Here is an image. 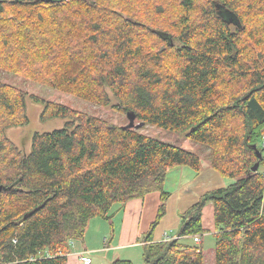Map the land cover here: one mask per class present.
<instances>
[{"label": "trees", "instance_id": "1", "mask_svg": "<svg viewBox=\"0 0 264 264\" xmlns=\"http://www.w3.org/2000/svg\"><path fill=\"white\" fill-rule=\"evenodd\" d=\"M171 1L180 10L173 25L178 49L168 34L150 36L130 16L123 19L118 0H0V68L19 63L27 78L133 115L138 125L117 126L33 97L44 104L42 121L66 122L35 133L29 153L22 155L4 132L26 123L25 96L0 83V264H66L69 242L81 241L92 219L109 221L113 207L153 193L160 203L142 240V264H206L200 247L179 239L206 233L201 217L208 203L211 264H264L261 163L251 171L256 152L263 153L258 143L264 136V53L256 58L249 50L244 56L246 31L240 29L244 9L258 17L257 34L264 32V0H207L198 4V21L190 17L198 0ZM155 9L136 3L130 14L141 17ZM43 26L55 32L40 30ZM237 82L245 92L229 95L227 87ZM232 121L239 122L240 132L229 128ZM146 128L210 147L211 168L232 181L182 214L177 239L164 243H154L152 232L170 197L166 174L177 167L199 173L201 163L196 154Z\"/></svg>", "mask_w": 264, "mask_h": 264}, {"label": "rangeland", "instance_id": "2", "mask_svg": "<svg viewBox=\"0 0 264 264\" xmlns=\"http://www.w3.org/2000/svg\"><path fill=\"white\" fill-rule=\"evenodd\" d=\"M96 1V0H95ZM124 4V7L122 8V11L124 14L123 19H127V16L131 17V20L137 21V23L141 24L140 28H143L144 30L147 29L150 33V36L155 35L157 33L158 37L159 34H168L171 38H169L176 49H178L180 46L177 42H175L173 39L175 38L177 31L174 28V23L176 22L177 13H179V8L175 3H173L171 0H159L154 3V0H118V3ZM149 2L150 7L156 9L147 15L144 14L140 17L134 16L130 14V10L134 6V4L138 3H144L145 5ZM207 0H198V3L195 5L194 10L190 12V17L192 21H198L197 15L199 14L198 11V4L199 5H206ZM67 3V2H66ZM165 8L170 9L168 11L165 10ZM121 8H119L120 11ZM128 10V12H127ZM161 10V11H159ZM243 13V24L240 28L241 31L245 30L246 32L241 37V46L243 47V54L244 56H247V53L249 50H251L254 57L257 58V56L260 54V52L264 53V39H260L261 37H264V32H261L260 35H258V28L259 24H257L258 17H255L251 14L245 15L244 9L241 11ZM58 20V18H57ZM56 20V21H57ZM138 25V24H137ZM40 30L47 31H54V29L49 28L48 26L40 27ZM231 30H234V28L231 27ZM57 33H61L60 31H57ZM254 33V38H250L249 34ZM260 32V31H259ZM49 34L48 36H50ZM256 38H259L261 40V43L259 45H256L254 40ZM155 39H151L150 44L154 43ZM164 44V43H163ZM174 46L172 49H174ZM161 48V47H160ZM0 50L2 51V47H0ZM4 54L1 53V56L3 58L5 57ZM7 56V55H6ZM18 62H13L10 65H13ZM20 66L19 63L14 65V67L10 70L2 69L0 68V83L2 85H7L11 89L21 93L25 96V109L24 113L21 114V116L24 115V118L26 119V123L23 126H15L7 128L4 132L5 137L21 152L22 155H27L31 148V140L32 136L35 133H47L52 132L54 130L60 129L64 126L66 120L64 119H51L47 121H42L40 119L41 112L43 110V103L42 102H35L33 97L38 98L39 100H42L44 102H51L53 104H60L66 107H69L70 109L74 110L76 113L79 114H86L88 116H94L98 117L100 119H103L107 122H110L114 125L120 126V125H128V118L125 115H122L120 113H117L114 109H112L111 106L108 107H100L92 102L85 101L83 99H79L75 96H73L70 93L62 92L59 90H56L49 85L43 84L40 81H37L33 78L29 79L25 75L19 72ZM243 82H237L229 85L227 87V92L229 95H242V93L245 92V85ZM115 100L112 98L111 105L115 104ZM239 122L238 121H232L230 123L229 128L234 132H240V129H238ZM146 130H149L148 133L158 139H161L165 143L173 144L174 146H178L184 150L190 151L194 154H196L199 159L200 163L204 168H211V162L213 160V150L205 145H202L200 143H194L192 141L186 140L184 135L182 134H171L166 131L157 130L153 128H146ZM264 136L259 140L258 147L263 149V153L257 151L260 153L261 158L257 159L255 162L258 163L259 171L261 173H264V146L262 145ZM256 149V148H254ZM257 156V155H256ZM254 164V165H255ZM253 165V166H254ZM183 170H188L186 172H191L189 169H182V168H173L168 170L166 174V180L164 182V190L168 193L170 192L171 195H175L177 189H174L177 185L176 176ZM214 170V169H213ZM215 171V170H214ZM218 173V172H217ZM220 175V174H219ZM222 179L230 180L227 177L221 176ZM113 212L116 210L117 206L113 207ZM102 222L100 218H94L90 222H92V225H90L89 232L85 235V247L87 249H91V247L100 246L103 245L102 240V228L109 225L108 222H112V226L117 229L118 222L117 219H115V216L109 220L106 221L103 225L102 223L100 225H97V222ZM101 231V232H99ZM214 234V233H213ZM212 234V235H213ZM145 235H141L139 237V241H142L144 239ZM207 237V236H205ZM204 237V238H205ZM200 241L199 243H194L193 240L192 243L188 244L191 246H198L203 250V254L205 257V263L211 264L212 257H213V238L211 236L207 238L199 237ZM174 239H177L174 238ZM202 239V245L204 246L202 248V245H200ZM173 239H169L167 241H171ZM181 239H179L180 241ZM212 240V243L211 241ZM164 241V242H167ZM162 242V243H164ZM180 243H182L180 241ZM183 244V243H182ZM185 244V243H184ZM194 244V245H193ZM137 263L142 264V261L140 260L139 256H137ZM134 262V264H137Z\"/></svg>", "mask_w": 264, "mask_h": 264}, {"label": "crops", "instance_id": "3", "mask_svg": "<svg viewBox=\"0 0 264 264\" xmlns=\"http://www.w3.org/2000/svg\"><path fill=\"white\" fill-rule=\"evenodd\" d=\"M179 168L186 169L187 167ZM186 171L188 170H183L176 176L177 185L174 189H177V191L175 195H171L169 192L170 197L166 202V213L152 232L154 243H162L178 237L180 216L188 211L206 193L225 188L232 183L231 180L222 179L212 168H204L202 165L199 173L191 169H189L191 171L189 173ZM159 203V194L153 193L142 200H134L124 206H117L114 212L113 208L112 218L115 216L118 227L116 229L112 226V222H108V229L105 226L102 228V232L99 231L103 240L102 247L98 245L87 249L84 246L85 235L89 232L90 225H92V222H89L84 239L72 241L66 264H82L80 261L81 255L89 257L90 264H111L117 260H126L134 264V262L137 263V256L142 261V247L144 245L142 241H139V237L149 231L155 219ZM101 221L97 222V225L101 223L105 225L106 221L103 219ZM201 221L206 231L202 238L205 236L212 237L214 233L212 204L208 203L203 208ZM180 241L183 244H190L192 243V238H181ZM210 241L212 243V240ZM202 242L201 239L200 245H202Z\"/></svg>", "mask_w": 264, "mask_h": 264}, {"label": "water", "instance_id": "4", "mask_svg": "<svg viewBox=\"0 0 264 264\" xmlns=\"http://www.w3.org/2000/svg\"><path fill=\"white\" fill-rule=\"evenodd\" d=\"M42 1L49 3V2L59 1V0H42ZM220 14H221V16H223L225 19H227L228 22H232V19H233V16H232V15H230L229 13H227V12H225V11L220 12ZM127 118H128V120H129V124H128L127 127H129V128L138 127V125H137V126H134V116H133V115H130V116L127 115ZM256 155H257V158H258V159L261 158V155H260L259 152H256ZM257 168H258V163H256V164L253 166V168H252L251 171H252V172H256V171H257ZM0 190H1V187H0Z\"/></svg>", "mask_w": 264, "mask_h": 264}, {"label": "built area", "instance_id": "5", "mask_svg": "<svg viewBox=\"0 0 264 264\" xmlns=\"http://www.w3.org/2000/svg\"><path fill=\"white\" fill-rule=\"evenodd\" d=\"M262 145L264 146V138H263V142H262ZM192 240H193V242L194 243H199V241H200V238L198 237V236H194V237H192ZM70 244V247L72 246V241L71 242H69ZM80 261L82 262V264H90V258L89 257H86V255H81L80 256Z\"/></svg>", "mask_w": 264, "mask_h": 264}, {"label": "bare ground", "instance_id": "6", "mask_svg": "<svg viewBox=\"0 0 264 264\" xmlns=\"http://www.w3.org/2000/svg\"><path fill=\"white\" fill-rule=\"evenodd\" d=\"M218 5V4H217Z\"/></svg>", "mask_w": 264, "mask_h": 264}]
</instances>
